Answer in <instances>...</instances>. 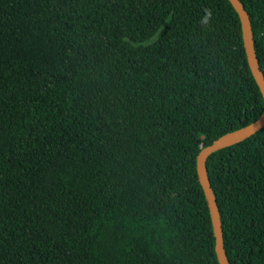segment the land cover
Returning a JSON list of instances; mask_svg holds the SVG:
<instances>
[{"label":"trees","instance_id":"16d2710c","mask_svg":"<svg viewBox=\"0 0 264 264\" xmlns=\"http://www.w3.org/2000/svg\"><path fill=\"white\" fill-rule=\"evenodd\" d=\"M263 107L229 0H0V264H219L196 157ZM206 169L229 263L264 264V126Z\"/></svg>","mask_w":264,"mask_h":264},{"label":"water","instance_id":"95a60500","mask_svg":"<svg viewBox=\"0 0 264 264\" xmlns=\"http://www.w3.org/2000/svg\"><path fill=\"white\" fill-rule=\"evenodd\" d=\"M229 2L234 7V9L236 10L239 16L241 23V30H242V39L244 43L248 64L251 73L255 81L257 82L264 99V76L259 67V63L255 54L252 28L248 13L244 9L243 5L239 0H229ZM263 126H264V107L261 114L253 122L218 137L211 144L203 147L199 151L196 157L197 176L207 201L211 223H212L213 234L215 238V252L219 264H230V263L229 260L227 259V255L224 249L222 224L220 220L219 209L216 203V197L211 188L209 178L207 176L206 158L211 152L220 149L222 147H226L234 143H237L249 137L255 131L259 130Z\"/></svg>","mask_w":264,"mask_h":264},{"label":"clouds","instance_id":"9594fccd","mask_svg":"<svg viewBox=\"0 0 264 264\" xmlns=\"http://www.w3.org/2000/svg\"><path fill=\"white\" fill-rule=\"evenodd\" d=\"M203 12H204V15L201 17L200 23L204 26H207L209 25L212 19L213 13H212V10L208 8H205Z\"/></svg>","mask_w":264,"mask_h":264}]
</instances>
